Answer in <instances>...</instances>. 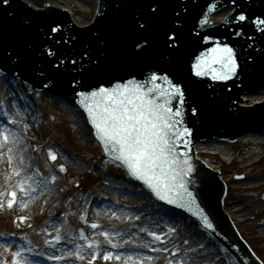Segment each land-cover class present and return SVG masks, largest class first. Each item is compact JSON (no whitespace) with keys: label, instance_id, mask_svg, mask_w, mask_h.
<instances>
[{"label":"rangeland","instance_id":"1","mask_svg":"<svg viewBox=\"0 0 264 264\" xmlns=\"http://www.w3.org/2000/svg\"><path fill=\"white\" fill-rule=\"evenodd\" d=\"M93 1L74 0L76 5L79 3L86 8L90 4L92 5V14H83L77 11L74 12L75 16L82 17L84 21L91 19L94 11ZM28 2L30 5L33 4L39 8L45 3L50 4L49 0H27V4ZM53 3L55 2L53 1ZM76 5L73 6L74 9L77 7ZM11 96L19 101H24L35 112L34 115L21 112L20 118L22 124H25V128L17 127L12 132L18 138L16 142H20L25 149L26 160H22L23 164L19 161L18 168L21 169L22 175L32 176L34 182L43 186L50 184L53 198L46 199L37 207L30 209L28 215L23 218L15 210V205L11 209L6 206V195L0 197L5 203V206L0 208V255L2 256L0 264H11V253L21 250L17 240L23 241L28 246L26 251H22L25 254L24 257L34 262L38 261L35 259L39 257L41 264L50 261L47 251L48 243L71 245L64 255L65 259L60 260L61 264H72L73 259L77 260L79 264H89L94 250L99 255L92 264H112V260L105 261L103 257H100V252L104 253L108 250L104 248L105 238L99 234L108 232L112 241L116 240L115 243L120 244L121 241L114 234L127 228L136 229L139 224V217L142 218L143 216H148V219L152 217L150 225L158 230L156 232L154 230L151 232L144 231L140 235H136L133 231L129 232L128 235L131 239H127L126 246L133 248V252L138 256L153 257L143 250L146 249L144 244H147L146 251L154 249L151 247H165L166 250L163 254L169 252L172 256L164 255L166 258L163 259V254L160 255L162 258H159L158 264H184L185 260H183V255L180 252L192 248L195 249V251L192 250V255L203 256V264H223L214 245L208 243L207 235L196 234V227L189 224L185 219L179 223L180 226L176 222H171L172 215L168 210L149 201L139 186H129L128 177L123 168L107 158L91 132L86 137H81V140L76 136L75 130L71 128V117L67 115L72 110L70 106L64 104L65 106L61 108L54 98L48 99L28 88L14 85L13 80H0L1 125H5L7 122L8 117L3 108ZM75 120L80 126L77 117ZM28 127L30 128L28 129ZM5 134L7 135L8 132ZM21 136L25 138L21 139ZM247 140L249 138L240 139L238 143L240 145L234 149L236 151L235 158L231 164L220 155L213 156V161L219 166L228 182L227 206L231 207L232 210L242 206L247 209V217L241 218L237 222L238 229L242 237L264 263V185L253 190L238 188L239 185L248 182V177L258 179L264 176V147H249L250 151L252 150L257 154L249 160L241 152V143L246 144ZM9 142L11 143L12 140ZM49 152L56 156V160L53 161L49 158ZM0 154V192H3L7 183L6 176L11 175L16 166L8 164L9 153L6 156L4 152ZM64 161H67V165L64 164ZM243 161H249L251 166L241 169L240 164ZM13 162L14 158L12 157V164ZM51 162L52 165H50ZM61 166L65 169L63 172L59 170ZM53 177H55L54 180ZM16 179L13 177L12 182L14 183ZM105 181L116 183L118 188L138 190V195H140L138 197H141L142 202L138 205L134 203L126 206L135 221L130 222V218H121L118 215L106 217V214L101 219H93L89 208L78 213V207L83 203L82 200L92 201L90 206L103 207L109 205L115 210H121V207L124 206L122 205L123 202L119 199L118 194L109 195L105 192L102 186ZM93 196L95 199L92 198ZM18 197H20L19 193ZM26 208L27 206H25ZM142 223L140 221V224ZM92 224H97L99 227L93 229L90 227ZM51 225L55 226L54 230L50 227ZM57 229L60 230L61 239L59 242L55 239ZM169 229H173V231L170 232ZM81 232L84 233L85 240L79 239ZM149 233H159L164 243L154 241L152 236L151 240L148 239L146 235L150 236ZM138 239L144 242L141 243ZM88 243L99 244V248L89 249ZM77 245L80 246L79 252L83 259L76 258ZM143 264L152 263L143 262ZM228 264L233 263L229 261Z\"/></svg>","mask_w":264,"mask_h":264},{"label":"snow or ice","instance_id":"2","mask_svg":"<svg viewBox=\"0 0 264 264\" xmlns=\"http://www.w3.org/2000/svg\"><path fill=\"white\" fill-rule=\"evenodd\" d=\"M10 0H0V7L8 6ZM234 8L239 7V12L231 18V22H239L240 31L234 35L240 37L244 35L243 25L250 19L248 10L244 6L236 4L232 0ZM126 5L123 0H118L115 4L119 11ZM147 14L133 16L130 24V31L135 37L126 46L124 56L130 61H141L147 56L152 49V41L145 35L161 14V0H150L146 5ZM215 6L209 8V12L214 11ZM264 11L256 15L252 24L258 26V30L264 32ZM180 13L174 12V21H178ZM229 22L226 17L223 21ZM207 24V19L201 21ZM52 33H56L58 28L52 27ZM179 24L168 27L164 31L162 41L164 52L161 53L160 62L147 69V74L143 79H136L134 72H129L133 78L124 80L123 77H113L117 82L108 83L111 86H104L105 77L110 69L108 61L112 52L102 51L100 57L91 55H82L79 62L76 59L71 60L72 69L80 71L82 74H92L100 78L96 85H82V87L91 90L78 91L75 95L79 98L76 103L87 114V121L94 129L95 137L104 145L112 158L122 165L127 173L135 180L143 182L155 197L166 204L174 205L177 208H184L192 212V215L198 216L207 229H212L213 224L209 217L197 204L196 197L189 190L188 184L193 175L195 168L191 163L188 152L181 153L179 146L188 149L191 144V129L183 124V113L181 108L187 103V90L184 82L174 76L170 65L173 63L174 54L179 53L181 48V39L179 35ZM209 37H204V42L209 41ZM251 39V37H249ZM98 43L103 44L104 49H108V44L102 39ZM253 47L252 44L248 45ZM259 51V50H258ZM30 54L29 49L10 50L0 44V59H6L15 63L13 56L23 59ZM48 57L55 56L56 53L51 49H41L40 55ZM250 62L255 63V56L250 54ZM65 64L61 59L56 64V70L59 71ZM238 57L233 47L227 43L215 42L214 46L208 48L195 56L194 62L191 63V74L197 78L209 77L213 81H227L239 75ZM143 74V73H142ZM47 87V85H45ZM178 101V106H173V100ZM191 114L193 117L199 115V109L194 104L191 105ZM9 124L15 123L12 120ZM6 131V130H5ZM0 131V140L7 144L10 140L16 142L17 137L13 133ZM11 153L12 149L9 148ZM51 160H56V156L49 152ZM23 164V161H20ZM8 164L12 165V157L9 156ZM63 172V166L59 169ZM13 177L17 179L13 183ZM53 180L55 177L52 178ZM32 176L22 175L21 169H14L13 173L6 176L5 190L0 192V197H7L6 206L11 209L19 201L22 206H26V201L19 194L31 198V194L37 189L32 186L30 181ZM4 200L0 199V208L4 207ZM23 219V218H21ZM93 229L99 227L97 224L90 226ZM56 241L59 242L61 237L60 230L57 229ZM141 231H144L141 229ZM173 231V229H169ZM99 235L105 238V243L111 248H119L121 245L113 243L108 232H101ZM119 235V233H118ZM154 241L161 240L159 235L149 233ZM79 239L85 240L84 233L81 232ZM128 243V241H125ZM147 247V244L143 245ZM89 249L99 248V244L88 243ZM80 246L77 245L75 253L77 259H83L79 252ZM156 250V249H153ZM195 251V249H193ZM99 255L95 250L92 252V260L89 264L97 259ZM11 264H30L26 257L22 256V250L11 253ZM55 260H63L64 256L50 257ZM120 260L119 255L113 256L110 251L103 253V259ZM127 261H132L128 256ZM126 261V264H127ZM135 264V262H133Z\"/></svg>","mask_w":264,"mask_h":264},{"label":"bare ground","instance_id":"3","mask_svg":"<svg viewBox=\"0 0 264 264\" xmlns=\"http://www.w3.org/2000/svg\"><path fill=\"white\" fill-rule=\"evenodd\" d=\"M26 1V2H25ZM53 1L55 3H53ZM97 0L93 1V4L95 6ZM25 3H27V0H24ZM29 3V2H28ZM49 3L54 7V8H58L60 10H65V12H70V15H73L74 18V23L79 26L80 28H83L85 26H89L90 20L84 21L82 17L78 18L75 16L74 12H82L83 14H92V5L90 4L89 7H83L82 5H80L79 3L76 5L74 3V0H49ZM76 5L77 7L74 9L73 6ZM32 9L37 10L39 9L38 6H35L33 4H31ZM93 6V7H94ZM45 98H47V96H45ZM16 101V103H15ZM57 105H59V107H63L65 106L63 104V102L57 101L56 102ZM6 114H7V122L5 125H1L0 123V131H5V132H13L14 129H16L17 127L20 128H25V124L21 122V118H20V114L21 112H27L30 115H34L35 112L32 110V108L27 105V103H25L24 101H19L17 98L15 97H10L9 101L7 102V105L4 106ZM67 115H70L71 117V128L73 130H75L76 132V136L81 140V137L83 138L84 136L86 137L89 133V128L88 126H86L85 122H83L82 117L74 112H70L67 113ZM75 117L78 118L79 122H80V126L77 125ZM12 120L15 123L9 124L8 121ZM1 122V121H0ZM30 127H28L29 129ZM19 134V133H18ZM244 138H249V140L246 141L245 143H241V147L242 150L241 152L244 153L247 158L250 160L251 157L256 156L257 154L254 151H250L249 147H255V148H262L264 147V141H262V139L259 138V136H245ZM243 138V140H245ZM17 143V144H16ZM15 144L13 143V141L10 143L8 142L7 144H4L2 140H0V153L4 152V155L6 156L9 152L8 149L11 148L12 152L9 153L10 156H12L14 158V162H13V166L16 168H18L19 165V161L21 160H26L25 159V149L23 148L22 144L20 142H16ZM240 144H236V146L238 147ZM235 146V147H236ZM234 147V145L232 146V150L234 151V149H236ZM231 149L229 147H227V145H221V144H198L195 147V151L197 152V157L204 163L207 164V166L211 169V170H219V166L217 164L214 163L213 161V157H207V156H202L200 155L201 152H205V151H213L218 153L220 156L223 157L224 160L229 161L233 154L231 153ZM236 152V151H234ZM1 155V154H0ZM58 157V156H57ZM64 164L67 165V161H64ZM251 164L249 163V161H243L240 164V168L244 169L247 167H250ZM26 176H30V175H26ZM247 183H243L241 185L238 186V188H245L246 190H253L256 189L257 187H260L261 185H264V176L263 177H259L258 179H253L248 177L247 179ZM30 183L32 184L33 187H35L37 190L35 192H33L31 194V198H29L28 196H24L22 194H20V197H22L25 201H26V206L27 208L25 209V206H22L19 201L17 203H15V210L18 212V214L20 216H22L23 218L26 217L28 215V211L30 209H33L34 207H37L39 204L43 203L46 199H52L53 198V191L52 188L50 187V184L48 185H41L38 182H34L33 180L30 181ZM116 183H112V182H108L105 181V183L102 184L105 192L109 195L113 194H118L119 199L123 202L122 205L125 206V210H115L113 208H111L109 205H105L103 207L101 206H90V202H87V200H82V205H80L78 207V213L82 212L83 210H87L88 208L90 209V214L92 215L93 219H101L102 217H104V214H106V217H109L111 215H118L121 218H130V222L135 221V219L133 218V215L126 209V206L129 204H134L136 203L137 205L139 203L142 202L141 197H138L140 195H138L139 192H137L135 189L134 190H130L129 188H118L116 186ZM117 187V188H116ZM226 204V203H225ZM225 212L230 216L231 219H233L236 222H239V219H243L247 217V209L244 208V206H242L239 209L236 210H232L231 207L225 206ZM243 205H245V203H242ZM95 207V208H93ZM250 209V208H249ZM134 213V212H133ZM134 215L137 216L136 213H134ZM151 219H148L146 216H143L142 218L139 217V222L142 221V225L140 226L139 224L137 225L136 229H130L127 228L123 231L119 230L118 232H116L114 235H117L116 237L121 241L119 245H121V247L119 248H111L109 245L104 244V248L107 249L108 251L113 253V256L119 255L121 257L120 260H116V259H110L112 260V264H126L127 261V257L131 256L132 257V261H127V264H133V262H135V264H143V262H151L152 264H158L159 261V257L160 255L163 254V252H165L166 248L165 247H151L154 248L156 250H149L146 251L147 247H144L146 249H143L146 253H148L149 255H152L153 257H142V256H138L137 254H135L133 252V248H130L128 246H126L125 241H128L127 239H131L129 232L133 231L136 233V235H140V233H144V231L148 232V231H152L154 230L155 232L157 231L155 228L151 227V223H150ZM165 224V223H164ZM166 225V224H165ZM53 230L55 229L54 225L50 226ZM142 228L144 231H141ZM138 231H140L138 233ZM119 233V235H118ZM138 233V234H137ZM156 235H159V233H155ZM148 239L151 240V235L148 236L146 235ZM262 236V235H261ZM139 242L143 243V240L138 239ZM113 243L117 242L116 240L112 241ZM194 242V241H192ZM169 244V243H168ZM71 245L66 244V243H48V248L47 251L49 253V259H50V263L49 264H61L60 260H55L52 259L50 257H56V256H64L67 251H68V247H70ZM209 249V248H208ZM192 248H188L185 252H180L181 255H183V260H185L184 264H203L204 260H202V257H199L198 255H192ZM136 252V249L134 250ZM141 251V252H144ZM167 255V257H171L172 255L168 252L165 253ZM163 254V255H165ZM24 252H22V256H24ZM100 257H103V253L100 252ZM162 258V257H161ZM201 258V259H200ZM30 264H38L34 261H31L29 259H27ZM201 260V261H200ZM184 262V261H183ZM215 262V261H214ZM176 264V263H175ZM217 264V263H216Z\"/></svg>","mask_w":264,"mask_h":264},{"label":"water","instance_id":"4","mask_svg":"<svg viewBox=\"0 0 264 264\" xmlns=\"http://www.w3.org/2000/svg\"><path fill=\"white\" fill-rule=\"evenodd\" d=\"M51 5V4H50ZM52 6V5H51ZM32 9V8H31ZM232 9H225V8H221L218 12H214L212 15H210L207 20L208 22L210 23H213V24H217L218 21H220L224 16H226L227 14H229V12L231 11ZM65 12V10H62ZM68 15H70V12H66ZM70 18L72 20V23L74 25H76L74 23V18H73V15H70ZM7 25V24H6ZM0 26L1 27H5V23L2 22L1 18H0ZM77 26V25H76ZM79 27V26H77ZM80 28V27H79ZM204 28V27H203ZM264 99V96H260V97H253V99H249V98H244V102H240V106L241 107H244V108H247L249 107L250 105H254L256 104L257 102H261L262 100ZM264 136V135H263ZM257 137V136H256ZM201 144H204V143H201ZM219 144V143H218ZM196 152V151H195ZM197 156V154H196ZM203 163V162H202ZM204 164V163H203ZM205 166H207V164H204ZM208 167V166H207ZM213 171H218V170H213ZM218 198V193L216 195H214V199H212L213 203H216V199Z\"/></svg>","mask_w":264,"mask_h":264}]
</instances>
